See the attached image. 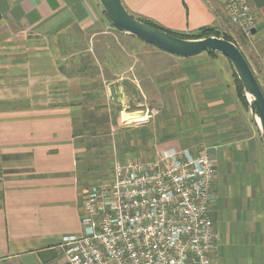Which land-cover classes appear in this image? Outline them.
Masks as SVG:
<instances>
[{"label":"crops","instance_id":"crops-1","mask_svg":"<svg viewBox=\"0 0 264 264\" xmlns=\"http://www.w3.org/2000/svg\"><path fill=\"white\" fill-rule=\"evenodd\" d=\"M121 1L134 17L172 32L214 27L242 38L218 0ZM252 2V56H258L264 89V0ZM113 35L115 41L123 35L126 43L145 44L109 29L96 0H0V264H65V245L84 232L87 132L102 125V112L106 121L115 119L108 102L113 96L117 104L127 99L140 106L153 96L164 103L168 95L183 99L191 113L186 119L199 115L189 132L200 135L186 147L172 139L157 150L187 149L217 164L213 264H264V197L257 173L246 166L252 152L244 138L233 135L243 126L228 122L211 133L215 120L226 122L229 114L244 111L239 96L219 75L210 74L206 83L198 66L202 55L184 59L154 47L159 53L151 56L146 46L152 45L146 44L141 50L148 56L118 55L103 44L114 41ZM250 187L256 188L252 198Z\"/></svg>","mask_w":264,"mask_h":264},{"label":"built area","instance_id":"built-area-1","mask_svg":"<svg viewBox=\"0 0 264 264\" xmlns=\"http://www.w3.org/2000/svg\"><path fill=\"white\" fill-rule=\"evenodd\" d=\"M218 1L231 25L252 40V0ZM112 172L109 182L88 191L84 232L65 245V264H213L215 160L172 148L151 160L116 163Z\"/></svg>","mask_w":264,"mask_h":264},{"label":"rangeland","instance_id":"rangeland-1","mask_svg":"<svg viewBox=\"0 0 264 264\" xmlns=\"http://www.w3.org/2000/svg\"><path fill=\"white\" fill-rule=\"evenodd\" d=\"M96 2L98 3L102 19L107 23L109 29L120 33V31L111 24L98 0H96ZM232 31L234 30H230L228 34L225 32H222V34L229 36L230 40H232V42L240 48L250 66L255 71L256 76H258L257 72L259 71V59L257 55L256 58L255 56H252V51L255 50V42L253 40L249 41L244 37L243 39L239 38L237 35L235 36ZM110 37H112L114 41L105 40L103 44L106 45L107 51L109 49L110 52H116L118 55H120L121 53L127 54L130 53V51H137L145 54L144 52H142L141 46H145V44L149 45L147 43H126V40H124L125 36L123 35H118L116 39L117 41H115L114 35ZM146 47H148L147 49H151V56H153L154 53H159L157 52L156 48L154 49L153 46ZM103 49L104 47L101 48V51ZM95 53L96 55L99 54L98 52H96V50ZM85 54H91V52L88 51ZM167 64L169 65L170 63ZM198 66L206 83L207 81H209V79L206 77H208L210 74H216L219 75L221 83H224L226 87L233 91L235 95H238V91H241L235 70L231 62L225 56L221 54H204L199 58ZM94 72H100V70H95ZM177 72L178 70H173L172 73ZM100 75L102 76L101 73ZM137 98L140 100L141 96H137ZM151 98V102H148L147 104H140V106H137V104L134 103L135 100L134 102H132L131 100L126 102V99L124 104H117L118 102L116 100V97L113 96L112 100L108 99V102L112 103L111 105H113L111 107V114H116L115 119L110 117V120L108 119V121H106L104 115H107V113L102 112L103 116L100 118L101 121L98 122L102 125L94 131L89 130L86 136L87 139H89L87 142V159L82 163V171H84V175L81 179V184L84 187L86 193L93 187L109 182L112 178L113 166L116 163L126 162L129 158H139L144 161L151 160L155 158L158 153H160V151H158L157 149H160V144L162 143H166L172 139H178L182 143L179 144V146L186 147V143H189L192 138H198L197 135H200V133H198L196 136L192 135L189 132V124L199 118V115H197L193 119L189 117H187L186 119V116L191 115V113H188L189 111L187 110L185 111L184 103L182 104L183 99L181 97H178L176 99L175 96L168 95L164 103H160L156 100L153 101V99ZM102 107L105 108L107 106ZM201 107L203 108V106ZM239 109L237 114H229L231 116L229 120H226V122H223L220 119L218 123L217 120L214 121L215 124L211 123V125H214L213 127H215L211 129V133L216 134L217 131L220 130L219 128H223L218 126H222L223 124L228 122L231 123V125L235 122L239 126H243L241 128V132L236 131L233 135H237L239 139L240 137L244 138V141L246 142L248 148H250L249 151L252 153L247 159L249 161H246V166L248 170H252V172L255 171V173H257L258 177L256 178V180H259V192H262V196L264 197V146L261 141L258 129L252 121L249 107H245L244 111L242 109L241 113L239 112ZM207 114L214 116L217 115V113ZM226 117L227 115L222 118L225 119ZM115 120H117V122H115ZM88 122H92V120L88 119ZM110 122L113 123V126L107 127V123ZM176 122L177 124H180L183 130H181L180 126H177L176 129ZM199 123H206V119H202L201 121H199ZM158 127L159 130H157ZM213 137L214 136H212V138ZM164 139L167 140L163 141ZM218 183L219 180L217 179V184ZM250 188L251 191L249 192V194L250 198H252L255 196L256 188ZM215 195L217 198L218 191H216ZM217 253L218 251L216 250L215 255H217Z\"/></svg>","mask_w":264,"mask_h":264},{"label":"water","instance_id":"water-1","mask_svg":"<svg viewBox=\"0 0 264 264\" xmlns=\"http://www.w3.org/2000/svg\"><path fill=\"white\" fill-rule=\"evenodd\" d=\"M111 24L119 31L135 37L179 58H194L207 52L225 56L232 64L243 86L253 123L264 146V92L252 67L240 48L224 38L183 39L155 28L134 17L121 0H98ZM253 29L252 34H255ZM259 119V121H258Z\"/></svg>","mask_w":264,"mask_h":264},{"label":"trees","instance_id":"trees-1","mask_svg":"<svg viewBox=\"0 0 264 264\" xmlns=\"http://www.w3.org/2000/svg\"><path fill=\"white\" fill-rule=\"evenodd\" d=\"M137 19H139L142 22H144L146 24H149V25H151V26H153L155 28H158V29H161L163 31H166L169 34H171L173 36H176L178 38H183V39H202V38H207V37H211V36H216V37L224 38V39L232 42V40H230V37L229 36H227L225 34H222V32L218 31L214 27H203V28H200L198 31L193 32V33H178V32H172L170 30H166V29L160 27L159 25H157L156 23H154V22H152L150 20L143 19V18H137ZM221 35H224V36H221ZM242 38H243V36H242ZM204 54L214 55V54H218V53H215V52H207V53H204ZM204 54H202V55H204ZM254 73H255V71H254ZM236 77L238 78L237 75H236ZM257 78H258V76H257ZM258 80H259V78H258ZM238 82H239L240 90H241L240 92L238 91V96H239L241 102L244 104V106L246 108H248V103L246 101V98L243 95L242 83L240 82L239 78H238ZM260 85H261V83H260ZM261 87H262V85H261ZM262 90L264 92L263 87H262Z\"/></svg>","mask_w":264,"mask_h":264},{"label":"bare ground","instance_id":"bare-ground-1","mask_svg":"<svg viewBox=\"0 0 264 264\" xmlns=\"http://www.w3.org/2000/svg\"><path fill=\"white\" fill-rule=\"evenodd\" d=\"M258 121H259V119H258Z\"/></svg>","mask_w":264,"mask_h":264}]
</instances>
